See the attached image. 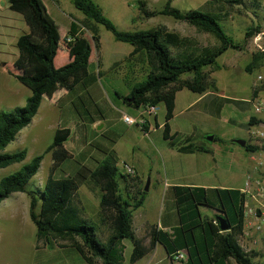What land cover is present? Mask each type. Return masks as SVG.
I'll use <instances>...</instances> for the list:
<instances>
[{"label": "rangeland", "instance_id": "374dc122", "mask_svg": "<svg viewBox=\"0 0 264 264\" xmlns=\"http://www.w3.org/2000/svg\"><path fill=\"white\" fill-rule=\"evenodd\" d=\"M93 1L120 30H146L163 25L168 30L194 38L201 46L216 43L211 34L197 30L184 20L164 14L143 16L139 12L138 0ZM144 1L148 9L155 11L162 9L166 2ZM259 1V7L254 6L250 0H245L244 4H225L229 15L221 21V25L239 48L229 47L216 58L212 67L205 68L211 72L210 77L216 86L210 87L208 91L214 94L207 95L204 100L197 102L199 94L184 88L183 91L189 94L186 96L180 93L177 99L173 127L195 129L196 134L199 133V140L212 148L214 161L209 159V162L212 165L215 162L217 164L210 171L209 182L240 187L245 175L251 172L259 157V153L248 152L235 141L238 138H248V118L254 114L250 102L252 88L261 85L257 76L262 72L264 58L251 71L245 68L253 53H264V0ZM44 3L60 35L54 64L61 66L68 61L64 38L70 22L72 19H82L83 14L73 5L72 0H44ZM219 3L221 0L171 1V5L182 12L192 9L212 11L211 8ZM207 5L211 8H207ZM255 25L260 27L259 30L246 38L248 28ZM97 28L98 49L96 51L92 42L89 67L78 70L74 80L78 82L87 73L89 75L67 95L61 91L62 87L54 84L43 96L31 122L22 127L3 149V152L9 153L25 149L26 155L20 162L0 167V180L29 163L34 156L42 154L43 157L37 172L25 185V191L13 192L0 201V264H88L69 244H62L64 242L52 238L38 239L35 224L29 214L28 193L32 192L38 196L37 191L44 186L52 164V154L46 151V148L52 142L56 128L70 129V136L64 146L71 153L55 170L56 178L75 177L82 167L92 169L104 157L105 152L113 150L120 172L125 173V163L136 165L139 174L145 177V181L142 178L138 180V186L143 190L150 171L159 180L164 179L165 173H169V163L176 161L171 157L178 156L177 150L169 146L168 140L164 139L162 134L165 112L163 103H159L156 108L160 127L152 134L145 136L139 125H127L120 119L121 108L122 112L134 117L138 110L118 99L116 92L123 94L126 88L129 90L134 83L144 79L149 67L135 58H127L132 49L130 44L116 40L111 31L102 24H97ZM26 32H29V26L25 22L24 14L11 9L8 0L0 3V111L25 105L28 95L31 94L30 89L13 75V65H17L19 55L16 39ZM85 36L90 37L89 33ZM97 60L100 61V66H97ZM258 91L264 96V88ZM61 96L63 97L58 101ZM212 101L217 102L216 110L201 113L198 111L204 108L209 110L207 105H212ZM190 103V109L186 113L183 112L184 107ZM258 116L264 119V113ZM96 118H103L99 123L100 125L104 122L102 129L91 126L92 119ZM208 135H215V139H206ZM177 138L182 140L183 136L178 135ZM251 144L263 145L260 141ZM93 189L90 190L86 183H81L76 198L82 206V216L96 224L97 238L104 242L109 230L99 222L100 191L97 187ZM147 193V218L157 220L159 206L166 205V202L163 203L166 198L161 197L155 188L149 189ZM36 211H40L39 204ZM141 211L142 208L132 211L133 230L140 238L142 232L134 221ZM199 211L202 216L213 214L203 206ZM123 243L124 264H133L128 260L132 248L131 241L124 239ZM263 252L264 246L263 250L254 253V263L263 264Z\"/></svg>", "mask_w": 264, "mask_h": 264}, {"label": "trees", "instance_id": "16d2710c", "mask_svg": "<svg viewBox=\"0 0 264 264\" xmlns=\"http://www.w3.org/2000/svg\"><path fill=\"white\" fill-rule=\"evenodd\" d=\"M171 1L166 0L162 9L155 11L148 9L144 0H138L139 12L145 17L164 14L184 20L197 30L211 34L216 43L201 46L194 38L168 30L163 25L146 30H120L93 0H72L83 18L71 20L64 38L68 61L55 66L60 35L44 0H8L11 9L24 14L29 26V32L20 34L16 39L19 55L17 65H13V75L30 89L31 94L25 105L0 111V167L24 159L25 149L11 153L3 152V149L22 127L31 122L50 88L58 84L63 88L61 91L64 95H67L89 75L87 73L78 82L74 80L78 70L89 67L91 43H94L96 51L98 49L97 24L111 31L116 40L132 46L127 58H135L149 67L146 77L134 83L128 94H119L122 102L133 108L141 104L163 103L165 114L162 134L169 146L182 153H210V148L203 142L196 143L190 136L178 140L177 136L170 134L175 95L182 88L205 92L210 87H216L210 77L211 72L205 68L212 67L216 58L229 47L239 48L221 25V21L229 15L225 4H244L245 0H221L213 8L207 5L212 11L192 9L186 12L172 6ZM250 2L256 7L260 5L259 0ZM259 28L258 25L249 27L246 38ZM86 33H89V38L85 36ZM263 58V52L253 53L246 70L251 71ZM97 66H100L99 60ZM263 88L264 83L253 87L251 96ZM256 121L251 116L248 124ZM141 128L143 131L147 129L146 126ZM69 136L68 127L55 129L52 142L46 148L52 154V164L44 186L37 191L38 196L28 193L29 214L38 239L52 238L64 242L62 244H69L88 264H123L124 239H129L132 244L130 262L141 258L158 242L164 247L169 259L178 264H262L253 262L256 251L245 252L239 243L243 232V194L238 188L171 186L169 194L176 208L177 225L170 231L150 225V240L144 245L134 233L132 211L142 205L146 192L138 186L137 174L119 171L113 150L105 152L94 168H80L75 177L54 176L55 170L71 156L64 146ZM243 148L250 152L264 150V144L254 145L246 140ZM42 157V154L34 156L29 163L0 180V201L13 192L25 191V185L37 172ZM81 183H86L90 190L97 187L100 191L99 222L109 230L104 242L97 238L96 224L82 216V206L76 198ZM38 204L39 212L36 211ZM201 206L210 209L212 216H202L199 211ZM217 215L227 218L230 223L228 230L219 229ZM182 249L187 252L185 260L175 261V254Z\"/></svg>", "mask_w": 264, "mask_h": 264}, {"label": "crops", "instance_id": "0c3cea01", "mask_svg": "<svg viewBox=\"0 0 264 264\" xmlns=\"http://www.w3.org/2000/svg\"><path fill=\"white\" fill-rule=\"evenodd\" d=\"M183 90H184V88L178 90L176 92V95H175L173 117L170 120V134L171 135L173 134L174 136L182 135L183 137L190 136L194 142L202 143V141L199 140V138H198L199 133L196 134L195 129L187 130V129H183L180 127H173L175 112L177 110L178 96L180 93L183 95L185 94L186 96L189 94ZM189 90H191V89H189ZM191 91H193V90H191ZM128 92H129V90L126 88L124 93L120 94V95H126V94H128ZM193 92H196L199 94V96L197 98L198 99L197 102L204 100L205 96H207V95H211V94L213 95L214 94V93L209 92L208 90H206L205 92H199V91H193ZM116 96L118 99H120L119 93L116 92ZM62 97L63 96H61L60 98H62ZM191 104L192 103L187 104L184 107L183 112L186 113L190 109ZM210 105H211V103H208V105H207L209 110L204 108V110L200 109L198 111H200V113H201L202 111H212V110L214 111L217 109V102L216 101L215 102L212 101L211 108L209 107ZM121 113L122 114L125 113V112H122V108H121ZM122 114H121V116H122ZM164 114H165V112H164ZM121 116H120V119L122 120ZM251 116H253V115H250L249 118ZM249 118H248V121H249ZM101 120L103 121V118L102 119L96 118L93 122H91V126L94 127V126L99 125ZM102 123L103 124H102V127L100 129H102L105 125L104 122H102ZM162 125H163V123H162ZM146 127H147V129H146V131H144L145 136L148 134H152L153 132L156 131L157 127H160V124H158V115L156 112L153 116L149 117V122L146 125ZM87 130H88V128H87ZM214 137H215V135L213 136V138ZM176 152H178V156L174 155L171 157V159H176V161H174V162L171 161L169 163V166H168L169 173L168 174L165 173V178L159 180L157 178V176H154L152 174V172L150 171V174L147 177V181H149L148 182V189L145 191L143 188V190L146 192L145 198H144L142 205H140L138 207V209L142 208V211L135 218L134 223L140 228V230L142 232L141 239H144L142 241L144 245H147L149 243V240H150V238H149V227H150V225H156V227L158 229H161L163 231H170L172 229V227L177 225L178 217H177V213H176V208L173 206V201H172L171 195L169 194V188L171 186L181 185V186H201V187H229V188H238V189H240L242 187V185L240 187H234L231 185H223V184H217L216 182H209L210 176H211L210 171H211L212 167H214L217 164L215 162L212 165L209 162V159L214 161V159H213L214 157L212 155L213 154L212 148H211V153H208V152L182 153L179 151H176ZM248 152H250V151H248ZM251 153H254V154L259 153V151L257 150V151H253ZM161 158H162V156H161ZM162 161H163V158H162ZM126 165L132 166L135 169L139 180H141V178H142L145 181V177L141 176L139 174V170L135 164H131V165L126 164ZM205 175H208V176L204 177ZM213 181H216V180H213ZM151 188H155L157 190V193L159 195L161 194V197L163 196V198L164 197L166 198L163 200V203L166 202V205L159 206L160 212L157 214V220H155V218L154 219H148L147 215H146L145 206L148 202V193L147 192ZM132 220H133V217H132ZM131 251H132V248H131ZM131 251H130V254H131ZM130 254L128 256V260H129ZM168 262L173 264V261H171L169 259L164 247L160 243L155 242L153 248L149 252L144 254L141 258H139L138 260L133 262V264H168ZM123 264H124V261H123ZM174 264H176V262Z\"/></svg>", "mask_w": 264, "mask_h": 264}, {"label": "built area", "instance_id": "2783aa9c", "mask_svg": "<svg viewBox=\"0 0 264 264\" xmlns=\"http://www.w3.org/2000/svg\"><path fill=\"white\" fill-rule=\"evenodd\" d=\"M257 80L260 84L264 83V65ZM250 102L253 108V117L257 121L248 125L247 140L250 143L260 141L264 144V119L258 116L264 113V96L258 92ZM156 108L157 105L141 104L136 108L138 114L135 117L123 113L121 118L127 125L137 124L143 127L148 124L149 117L155 114ZM124 168L125 173L136 174L132 166L124 164ZM239 190L243 194V232L239 237V243L245 252H258L263 250L264 246V150L259 152L258 160L253 165L251 172L245 175L243 185ZM186 256V250L182 249L175 254L174 260H185Z\"/></svg>", "mask_w": 264, "mask_h": 264}, {"label": "water", "instance_id": "95a60500", "mask_svg": "<svg viewBox=\"0 0 264 264\" xmlns=\"http://www.w3.org/2000/svg\"><path fill=\"white\" fill-rule=\"evenodd\" d=\"M0 3L3 4V3H4V0H0ZM128 100L130 101L131 99H128ZM101 127H102V124L97 125V129H100ZM206 139H208V140H212V139H213V135H208V136L206 137ZM235 141H236V143L239 144L241 147H244V145H245V143H246V139H244V138H238V139H236ZM148 182H149V181L146 182V185H145V187H144V190H145V191L148 189ZM216 220H217V223H218V225H219V229H220L221 231H226V230L229 229V227H230V223H229V221L227 220V218H225V217L222 216V215H217V216H216Z\"/></svg>", "mask_w": 264, "mask_h": 264}]
</instances>
